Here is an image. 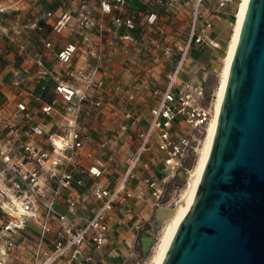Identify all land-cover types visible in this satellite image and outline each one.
Segmentation results:
<instances>
[{
	"label": "built area",
	"instance_id": "built-area-1",
	"mask_svg": "<svg viewBox=\"0 0 264 264\" xmlns=\"http://www.w3.org/2000/svg\"><path fill=\"white\" fill-rule=\"evenodd\" d=\"M240 1L81 0L46 13L72 42L55 52L43 40L34 69L13 71L18 99L0 106V264H109L117 209L176 205L215 116L190 59L222 49L216 24ZM117 57L132 82L113 73Z\"/></svg>",
	"mask_w": 264,
	"mask_h": 264
},
{
	"label": "water",
	"instance_id": "water-1",
	"mask_svg": "<svg viewBox=\"0 0 264 264\" xmlns=\"http://www.w3.org/2000/svg\"><path fill=\"white\" fill-rule=\"evenodd\" d=\"M162 264H264V0H250L203 178Z\"/></svg>",
	"mask_w": 264,
	"mask_h": 264
},
{
	"label": "crops",
	"instance_id": "crops-1",
	"mask_svg": "<svg viewBox=\"0 0 264 264\" xmlns=\"http://www.w3.org/2000/svg\"><path fill=\"white\" fill-rule=\"evenodd\" d=\"M80 1L53 0V3L47 4L45 0H0V106L7 100L18 99L16 97L18 91L11 84L13 71L21 68L34 69V57L42 50L43 40L53 41L55 52L65 44L72 42L68 33L55 35L52 32V21H47L46 13L51 10L60 14L65 7L75 8ZM90 1L97 2V0ZM132 8H139L137 2L132 5ZM34 22L38 24L37 29L30 28ZM22 45H27V52L31 55L29 60L19 53ZM204 58L208 64L212 62L209 52L200 53L195 50L190 61H200ZM45 59L49 67L55 66L54 54H48ZM128 61L125 57H117L110 68L113 73L121 75L126 82L130 83L134 79L135 71L134 69L132 72L126 71L131 67ZM34 92L39 94L40 89L35 88ZM113 176L116 178L120 175ZM127 208L117 209L113 217L115 222L112 226L111 247L115 249V253L108 258L109 264L125 262L133 243L147 228L144 214L152 210V204L148 200L142 204H133L129 208L130 211L126 210ZM119 220L121 225L118 224Z\"/></svg>",
	"mask_w": 264,
	"mask_h": 264
},
{
	"label": "bare ground",
	"instance_id": "bare-ground-1",
	"mask_svg": "<svg viewBox=\"0 0 264 264\" xmlns=\"http://www.w3.org/2000/svg\"><path fill=\"white\" fill-rule=\"evenodd\" d=\"M237 7L236 14V21L233 24V32L231 36V41L228 46L227 55L224 61V67L222 69L220 83L218 87V92L216 94V102H215V116L212 121V124L209 126L206 135H205V142L201 152L200 160H198L196 169L194 173L189 178V185L188 189L186 190L184 196H182L181 200L177 202V205L174 209L170 208H159L155 215V220L158 223H163V221L167 218L168 226L165 230V234L163 235L162 242L159 244L157 248V252L154 255V260L152 264H162L170 247L171 244L177 234L178 229L182 225L185 217L187 216L199 189L200 183L203 178V174L205 171V167L211 152V148L213 145V141L215 138L219 115L221 111V105L224 99L225 90L229 78V74L231 71V67L233 64V60L235 57V53L238 46L239 36L242 30L243 22L245 19V15L250 3V0H241ZM149 240L148 242L145 241V251L149 249Z\"/></svg>",
	"mask_w": 264,
	"mask_h": 264
},
{
	"label": "rangeland",
	"instance_id": "rangeland-1",
	"mask_svg": "<svg viewBox=\"0 0 264 264\" xmlns=\"http://www.w3.org/2000/svg\"><path fill=\"white\" fill-rule=\"evenodd\" d=\"M236 12L237 11L233 12L231 16H233ZM233 17L236 18V14ZM232 32H233V24L229 20H227V18L219 20L216 24V33L218 40L222 44V49L218 51H212V50L208 51L211 54V58H212L211 60L212 62L209 64L206 62L207 61L206 58H204L203 60L200 61L192 60L190 61V65H189L190 69L192 70L199 69V76L206 81L207 97L204 101V106L211 107L213 110H215L216 94L218 92L221 73L224 67V61L227 55L228 46L231 41ZM204 142H205V137L202 138V143L200 145L198 156L194 160H191L193 164L192 166H194V171L196 169L198 160H200ZM189 162L190 160L188 161V163ZM194 171L192 172V174L194 173ZM191 175H189L187 178L188 184L186 190L188 189L189 178ZM186 190L183 192V194H185ZM183 194L182 196H184ZM176 205H172L170 207H163V208L174 209ZM156 211L157 209L156 210L152 209L151 211H148L144 214V218L148 219V222L146 223V226L148 228H145V230L139 234L136 241L133 243L132 247L130 248V251L128 252V256L123 264H152V261L154 260V255L157 252V248L159 244L162 242L163 235L165 234V230L168 226V220H169V218L165 219V221L161 225L160 231H162V233L160 234L159 238L158 239L154 238V235L156 236V233L158 232L155 231L156 226L154 225V221H155L154 217L156 215ZM146 237H151L155 239V242L151 247L150 245L152 243V240ZM144 238L145 241L148 242L149 240L150 242L149 243L150 250L147 253V255H144L143 252L142 240Z\"/></svg>",
	"mask_w": 264,
	"mask_h": 264
},
{
	"label": "trees",
	"instance_id": "trees-1",
	"mask_svg": "<svg viewBox=\"0 0 264 264\" xmlns=\"http://www.w3.org/2000/svg\"><path fill=\"white\" fill-rule=\"evenodd\" d=\"M241 3V2H240Z\"/></svg>",
	"mask_w": 264,
	"mask_h": 264
}]
</instances>
